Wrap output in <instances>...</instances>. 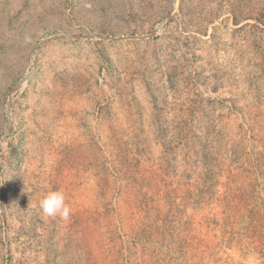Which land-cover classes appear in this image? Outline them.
Returning <instances> with one entry per match:
<instances>
[{"label": "rangeland", "instance_id": "374dc122", "mask_svg": "<svg viewBox=\"0 0 264 264\" xmlns=\"http://www.w3.org/2000/svg\"><path fill=\"white\" fill-rule=\"evenodd\" d=\"M173 6L0 0V264H264V0Z\"/></svg>", "mask_w": 264, "mask_h": 264}, {"label": "water", "instance_id": "95a60500", "mask_svg": "<svg viewBox=\"0 0 264 264\" xmlns=\"http://www.w3.org/2000/svg\"><path fill=\"white\" fill-rule=\"evenodd\" d=\"M175 4H176V0H174V6L172 8V11L170 12V14L168 15V17L161 23H158L154 29L151 31V33L147 34V35H144V36H131V37H113V38H109V39H129V40H148V39H153L157 36V33L159 32V30L161 29L162 26H164L165 24L169 23L170 20L172 19V16H173V12H174V9H175ZM61 38H66V39H71V40H75V39H80V38H88V39H94V40H105L106 38H100V37H95V36H88V37H84V36H78V37H75V38H70V37H66V36H60ZM60 37H57V38H60ZM52 38H49V39H46L42 42H40L38 44V47L37 49L40 47V45L45 42V41H49L51 40ZM28 76H29V72L26 73L21 79H19L16 84L13 86V88L11 89V92H10V97H9V102H8V105H7V116H6V130L4 132V134L2 136H0V142H3L5 141L10 132H11V126H12V123H11V119H10V111H11V108H12V103H13V100H14V97L15 95L22 89L23 85L26 83L27 79H28Z\"/></svg>", "mask_w": 264, "mask_h": 264}, {"label": "clouds", "instance_id": "9594fccd", "mask_svg": "<svg viewBox=\"0 0 264 264\" xmlns=\"http://www.w3.org/2000/svg\"><path fill=\"white\" fill-rule=\"evenodd\" d=\"M40 209L46 216L69 219L71 209L62 191H50L40 201Z\"/></svg>", "mask_w": 264, "mask_h": 264}]
</instances>
